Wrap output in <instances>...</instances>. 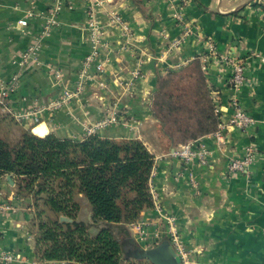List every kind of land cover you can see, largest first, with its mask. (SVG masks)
<instances>
[{
	"label": "crops",
	"instance_id": "obj_1",
	"mask_svg": "<svg viewBox=\"0 0 264 264\" xmlns=\"http://www.w3.org/2000/svg\"><path fill=\"white\" fill-rule=\"evenodd\" d=\"M60 2L56 25L43 36L45 16L55 0H0V81L15 79L6 99L8 110L0 108V135L17 139L30 131L82 140L87 128L113 115L117 123L95 128L93 134L139 140L153 156L149 190L173 218L188 264H264V64L250 58L252 52L264 55V0ZM100 2L103 7H98ZM93 5L101 22L106 9L120 16L129 24V35L106 27L92 49L86 23ZM20 20L26 21L25 27ZM208 43L215 46L217 57L245 62V83L237 98L253 123L245 129L227 126L222 142L212 135L199 138L197 150L204 151L205 159L185 169L170 157L173 148L153 119L149 102L157 78L195 58L202 64ZM35 44V59L20 65L21 54ZM92 50L94 61L85 67ZM97 62L105 69L102 75L95 70ZM207 64L204 74L221 121L232 115L227 84L231 68L216 58H208ZM66 92L73 96L62 102ZM6 114L17 119L9 133ZM247 149L252 152L248 169L229 175L230 159L242 157ZM16 190L13 178L12 185L6 176L0 178V255L13 257L0 264H72L38 261L31 200ZM79 203L78 219L90 223L81 196ZM138 222L146 224L147 233L158 234L149 237L146 247L165 239L166 225L153 206L141 212Z\"/></svg>",
	"mask_w": 264,
	"mask_h": 264
},
{
	"label": "trees",
	"instance_id": "obj_2",
	"mask_svg": "<svg viewBox=\"0 0 264 264\" xmlns=\"http://www.w3.org/2000/svg\"><path fill=\"white\" fill-rule=\"evenodd\" d=\"M215 108L199 58L158 77L149 102L173 149L213 134L220 122ZM6 116L9 133L16 121ZM152 168L153 156L139 140L95 134L72 140L30 131L17 139L0 135V178L11 175L17 194L31 200L40 262L143 264L127 251L135 244L131 227L153 205ZM79 196L89 208L90 223L77 219Z\"/></svg>",
	"mask_w": 264,
	"mask_h": 264
},
{
	"label": "built area",
	"instance_id": "obj_3",
	"mask_svg": "<svg viewBox=\"0 0 264 264\" xmlns=\"http://www.w3.org/2000/svg\"><path fill=\"white\" fill-rule=\"evenodd\" d=\"M61 2L60 0H55V3L53 7L48 11V13L45 16V25L42 31L43 36H48L50 33L51 28L56 25V16L60 10ZM95 9L90 8L88 15V21H87V31L89 33L90 42L92 44V49H95L96 46L99 43V38L101 35V26L99 25V22L97 19H95ZM108 22L110 21L111 25H116L124 34L129 35V24L126 23L121 19L120 16L115 14L113 11H109L107 14ZM176 18L178 19V15H176ZM18 24L22 27L26 26L25 20H20ZM190 31L186 30L185 34H189ZM174 45L178 44V41L173 42ZM37 45H32L28 47L20 56V65H25L29 62L31 59H35L34 56L37 52ZM206 55L203 59V63L201 64V68L203 71H207L208 64L207 60L208 58H216L217 61H220L221 64H228L231 68L230 75L227 80V84L229 87L230 97L228 102V107L232 109V115L228 116L227 118H224L221 120L218 124L217 130L211 134L213 137H215L216 141L222 142L223 134L225 131V128L227 126L237 127L239 129H245L253 123L252 117H250L240 106L238 102V94L243 87L245 83V62L241 59H234L232 57H217L216 56V48L214 45L208 43L206 45ZM94 55L95 52L92 50V53L88 55L84 60L85 67H88L90 63H93L94 61ZM254 58L259 63L264 64V55H260L258 53L252 52L250 54V58ZM47 68L49 71L56 77L59 78V73L57 70L53 69L51 66L47 65ZM95 70L97 72V75H102L104 72V67L101 65V63H96ZM14 80L12 79L11 83H5L4 81H0V108L1 110H8L6 108L7 102L6 99L8 98L10 92L13 89ZM103 85V84H101ZM72 92H66L64 93V97L62 98V102H66L70 97H72ZM59 104V103H58ZM216 113L219 115V110L216 107L215 108ZM9 112V111H8ZM11 115V114H10ZM12 116V115H11ZM13 117V116H12ZM16 119L15 117H13ZM17 120V119H16ZM113 123H117V119L113 115L106 116L102 119H100L93 127L87 128L85 130V135L89 136L92 135L95 131V128L103 127L106 125H110ZM197 143L198 140L186 142L177 148H174L172 152L169 154L170 157L173 159H176L180 161L185 169H188L189 165L194 160H204L205 159V153L203 150L198 151L197 150ZM252 162V152L250 149H247L246 152L243 153L242 157L239 158H231L228 165H227V173L229 175L235 174V173H241L248 169ZM190 181L193 182L191 175ZM152 202H153V210L156 214V216L159 218V220H163V222L166 225V233H165V239L169 242V244L172 246L175 253L179 256L181 264H188V254L185 251L177 232V228L175 226L173 218L167 216L158 202L156 201V195H152ZM131 233L133 240L140 246L147 245L149 237L152 236L157 238L156 234H149L146 231V224L144 222H137L131 227ZM144 248V247H143ZM13 259L10 255H0V263H8L11 262Z\"/></svg>",
	"mask_w": 264,
	"mask_h": 264
},
{
	"label": "water",
	"instance_id": "obj_4",
	"mask_svg": "<svg viewBox=\"0 0 264 264\" xmlns=\"http://www.w3.org/2000/svg\"><path fill=\"white\" fill-rule=\"evenodd\" d=\"M170 150L172 152L173 149ZM6 180L12 185L11 175L6 176ZM60 219L67 221L64 217ZM127 255L134 260L145 261L149 264H181L179 256L175 253L167 239H163L149 248H143L135 243L134 247L127 251Z\"/></svg>",
	"mask_w": 264,
	"mask_h": 264
},
{
	"label": "rangeland",
	"instance_id": "obj_5",
	"mask_svg": "<svg viewBox=\"0 0 264 264\" xmlns=\"http://www.w3.org/2000/svg\"><path fill=\"white\" fill-rule=\"evenodd\" d=\"M97 5H98V7H103V6L101 5V2L98 3ZM92 8H94V5L92 6ZM94 9H95V8H94ZM96 10H97V9H95V13H96ZM109 11H110V9H106V10H103V12H102V15H103V17H104V22H101V21L99 20L101 17L98 19V16H94L95 19L98 20L99 25L101 26V35H103L104 30H105L106 27H109V26L116 27V25H111L110 21L108 22L107 14H108ZM94 15H95V14H94ZM96 17H97V18H96ZM86 24H87V23H86ZM86 29H87V25H86ZM34 135H36V134L34 133ZM43 136H45V135H43ZM41 137H42V136H41ZM77 219H78V214H77ZM34 228H35V227H34ZM142 247L145 248V245H143ZM151 247H152V246H151ZM146 248H148V247H146ZM142 262H143V264H148V263L145 262V261H142Z\"/></svg>",
	"mask_w": 264,
	"mask_h": 264
}]
</instances>
